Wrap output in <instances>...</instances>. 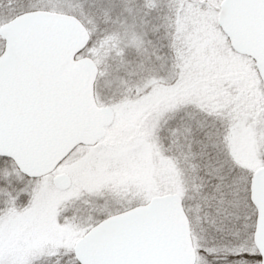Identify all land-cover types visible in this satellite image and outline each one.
Listing matches in <instances>:
<instances>
[{
  "label": "snow or ice",
  "instance_id": "obj_1",
  "mask_svg": "<svg viewBox=\"0 0 264 264\" xmlns=\"http://www.w3.org/2000/svg\"><path fill=\"white\" fill-rule=\"evenodd\" d=\"M0 264H264V0H0Z\"/></svg>",
  "mask_w": 264,
  "mask_h": 264
}]
</instances>
